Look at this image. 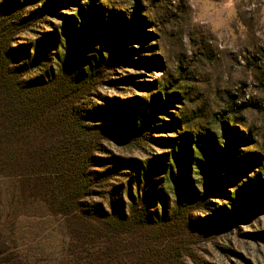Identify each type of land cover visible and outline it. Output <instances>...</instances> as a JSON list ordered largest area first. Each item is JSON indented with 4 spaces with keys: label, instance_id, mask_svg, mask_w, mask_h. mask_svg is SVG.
Instances as JSON below:
<instances>
[{
    "label": "rangeland",
    "instance_id": "1",
    "mask_svg": "<svg viewBox=\"0 0 264 264\" xmlns=\"http://www.w3.org/2000/svg\"><path fill=\"white\" fill-rule=\"evenodd\" d=\"M19 1L25 4L16 10L14 0H0V21L13 13L22 16L39 9L40 14L20 27L11 46L21 60L28 51L34 54L31 44H36L50 64L54 41H37L44 33L60 31L64 15L74 14L77 3L85 0ZM94 4L132 11L134 0H95ZM138 4L139 20L143 21L118 39L113 47L116 55L105 61L93 81L95 87L74 105L89 110L100 106L84 123L106 124L102 125L97 149L90 154L93 163L87 171L100 174L107 168L113 170L107 179L92 183L90 195L80 199L90 205L110 198L119 205L120 196L112 192L126 184L128 174H135L138 163L156 159L150 176L155 180L162 175V163L171 150L168 139L181 131V125L170 122L173 117L196 115L189 121V128L200 126L218 132L213 118L224 108L229 94L230 101L246 104L235 113L238 122L234 128L245 134L251 130L252 139L231 140V147L209 174L223 172L239 151L250 145L264 154V0H139ZM102 12L93 17L103 16ZM141 31L147 33L134 36ZM97 44L99 41L91 35L80 47L76 53L78 69L86 68L85 60ZM27 75L33 76V72ZM168 75L181 77L179 88L187 92V98L170 100L158 113L150 114L140 131L143 135H137L130 114ZM232 131L233 127L228 132ZM254 168L241 172L240 179L252 176ZM192 176L198 179V175ZM237 176L210 186L202 202L194 206L190 227L178 223L163 229L165 236L157 249L161 256L174 254L173 264H264V211L249 209L240 216L218 211L227 202L226 190H232L238 182ZM16 179L0 173V264L66 263L74 245L69 242L63 218L53 215L43 199L25 194ZM154 195H149L147 204L151 211L155 210Z\"/></svg>",
    "mask_w": 264,
    "mask_h": 264
},
{
    "label": "trees",
    "instance_id": "2",
    "mask_svg": "<svg viewBox=\"0 0 264 264\" xmlns=\"http://www.w3.org/2000/svg\"><path fill=\"white\" fill-rule=\"evenodd\" d=\"M94 2H78L74 14L64 15L61 32L56 29L39 38L38 43L53 40L56 45L49 51L50 64L36 44H31L34 54L28 51L21 60L11 46L13 35L33 22L39 9L22 16L13 13L0 21V173L16 177L25 194L43 199L53 215L63 218L69 242L74 245L71 259L64 264H173L174 254L161 256L157 250L165 236L163 229L178 223L190 227L194 206L202 202L210 186L238 175L235 187L226 190L227 202L218 211L232 216L243 215L249 209L264 211V154L250 145L239 151L223 172L209 174L231 147V140L252 139L251 130L245 134L234 128L238 122L235 113L246 104L230 101L229 94L224 108L213 118L218 132L200 126L189 128V121L196 115L181 114V118L170 120L181 125V131L168 139L171 150L162 163L161 176L151 178L156 159L146 160L138 163L134 175L128 174L126 184L116 186L117 192H112L120 196L119 205L111 198L93 205L80 201L90 195L92 183L107 179L113 168L100 174L87 171L93 160L90 154L97 149L102 125L106 124L84 123L100 106L89 110L74 105L95 87L93 81L105 61L116 55L113 47L118 39L143 21L139 20V0H134L132 11L128 7L102 8ZM14 3L16 10L25 4L19 0ZM99 11L103 16L94 18ZM91 35L99 44L81 70L76 65V53ZM27 72H33V76H25ZM172 77L162 78L156 84L158 88H152L154 91L141 99L139 109L130 114L137 135H143L140 131L150 114L158 113L170 100L187 98V92L179 88L181 77ZM232 127L234 131L228 132ZM252 166V176L240 179L241 172ZM195 174L198 179L192 178ZM153 192L155 210L151 211L147 204ZM107 194L112 197L110 192Z\"/></svg>",
    "mask_w": 264,
    "mask_h": 264
}]
</instances>
